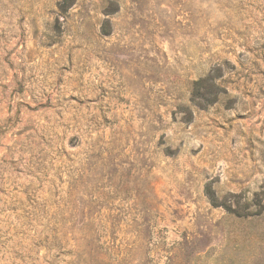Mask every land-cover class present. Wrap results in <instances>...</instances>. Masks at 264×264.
<instances>
[{
    "label": "rangeland",
    "instance_id": "374dc122",
    "mask_svg": "<svg viewBox=\"0 0 264 264\" xmlns=\"http://www.w3.org/2000/svg\"><path fill=\"white\" fill-rule=\"evenodd\" d=\"M0 264H264V0H0Z\"/></svg>",
    "mask_w": 264,
    "mask_h": 264
},
{
    "label": "trees",
    "instance_id": "16d2710c",
    "mask_svg": "<svg viewBox=\"0 0 264 264\" xmlns=\"http://www.w3.org/2000/svg\"><path fill=\"white\" fill-rule=\"evenodd\" d=\"M196 85L198 86V88H196V96L202 99L206 98L205 95H207V92L210 91L211 88H214L216 86V76H209L205 79H200L199 81H196ZM199 85H200V88H199ZM202 91H205V93ZM210 200L212 201V203L217 204V200L212 195V193L210 194ZM224 207L231 213L235 215L238 214L237 209H232L231 207H227L226 204L224 205Z\"/></svg>",
    "mask_w": 264,
    "mask_h": 264
}]
</instances>
